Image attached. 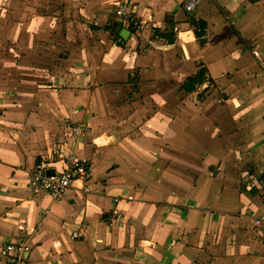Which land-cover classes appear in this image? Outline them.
<instances>
[{
    "label": "crops",
    "instance_id": "1",
    "mask_svg": "<svg viewBox=\"0 0 264 264\" xmlns=\"http://www.w3.org/2000/svg\"><path fill=\"white\" fill-rule=\"evenodd\" d=\"M195 1L189 13L190 0H0V264L22 243L28 264H264V190L242 184L264 179L251 54L264 50V0ZM117 3L146 30L118 22ZM70 123L91 130L74 139ZM72 152L91 161V193L76 183L56 203L28 187Z\"/></svg>",
    "mask_w": 264,
    "mask_h": 264
},
{
    "label": "built area",
    "instance_id": "2",
    "mask_svg": "<svg viewBox=\"0 0 264 264\" xmlns=\"http://www.w3.org/2000/svg\"><path fill=\"white\" fill-rule=\"evenodd\" d=\"M195 0L185 6V9L192 13L195 11ZM114 17L118 22L127 24L136 31H145L147 28V20L143 16L132 13L125 5L117 3L113 11ZM256 63L264 69V50L251 51ZM68 128L74 139L83 138L90 132L88 125L80 123H70ZM62 170L56 171L55 175L48 176L46 167L38 168L28 177V187L36 193H44L48 195L53 202H61L74 187L76 183L85 184L84 193H91L92 189L88 186L91 177L92 164L91 161L76 152L65 155L62 159ZM250 186L258 190H264V179L258 178L251 181ZM114 203H118L119 199H113ZM117 214V218L121 219L122 215ZM255 227L258 229L259 241L264 248V215L254 219ZM77 236V234H75ZM7 253H13L15 264H28L25 259L26 245H10L6 248Z\"/></svg>",
    "mask_w": 264,
    "mask_h": 264
},
{
    "label": "trees",
    "instance_id": "3",
    "mask_svg": "<svg viewBox=\"0 0 264 264\" xmlns=\"http://www.w3.org/2000/svg\"><path fill=\"white\" fill-rule=\"evenodd\" d=\"M190 23H191V27L193 28V30L195 32V36L200 40V43L203 46L205 43H207V40H206V35H207L206 24L202 20L198 19L197 17H192L190 20ZM114 29H115V27H114ZM153 37L156 40H162V41L167 42L168 44H173L175 35L173 32H170V31H168L167 33H165V32L163 33L161 31H156V33L153 35ZM204 81H205V71L203 70V71H200L195 76L187 79V81L182 86V90L186 91L188 93L194 92L198 86L204 84ZM242 184L245 187L250 188L249 179H244ZM243 190H244V187H243ZM254 192L257 193V190H254ZM262 200L264 202V197H262Z\"/></svg>",
    "mask_w": 264,
    "mask_h": 264
},
{
    "label": "water",
    "instance_id": "4",
    "mask_svg": "<svg viewBox=\"0 0 264 264\" xmlns=\"http://www.w3.org/2000/svg\"><path fill=\"white\" fill-rule=\"evenodd\" d=\"M123 24V23H122ZM134 30V29H133ZM134 31H136V30H134ZM118 33H119V36H120V38L122 39V40H124V41H128V39H129V36L131 35V31L129 30V28H124V29H119L118 30ZM55 173H56V170L55 169H53V168H47L46 169V174L48 175V176H53V175H55ZM27 253H25V258H26V255Z\"/></svg>",
    "mask_w": 264,
    "mask_h": 264
},
{
    "label": "rangeland",
    "instance_id": "5",
    "mask_svg": "<svg viewBox=\"0 0 264 264\" xmlns=\"http://www.w3.org/2000/svg\"><path fill=\"white\" fill-rule=\"evenodd\" d=\"M68 126V125H67ZM191 179L195 178V175L190 174ZM254 222V221H253ZM249 226L252 228V220H248ZM255 234V233H254ZM257 235V232H256Z\"/></svg>",
    "mask_w": 264,
    "mask_h": 264
}]
</instances>
